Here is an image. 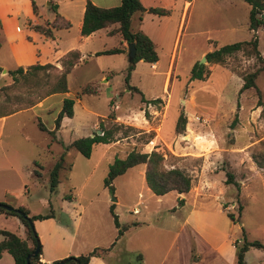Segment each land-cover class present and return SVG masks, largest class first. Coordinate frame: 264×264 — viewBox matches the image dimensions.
Returning a JSON list of instances; mask_svg holds the SVG:
<instances>
[{"label":"rangeland","instance_id":"obj_1","mask_svg":"<svg viewBox=\"0 0 264 264\" xmlns=\"http://www.w3.org/2000/svg\"><path fill=\"white\" fill-rule=\"evenodd\" d=\"M49 1L44 2V6ZM215 1L217 8L208 13L210 20L196 16L194 8L189 11L190 24L195 22L198 29L203 28L201 34L195 37L184 34L181 38L173 68L176 78L172 77L167 85V93L162 91V62L153 70L141 61L136 64L129 80V86L137 88L140 94L129 92L123 83L128 66L126 52L121 55L98 54L117 46L116 36H104L95 40L89 49L82 50V59L65 77L66 89L74 102L73 116L62 120L60 130L54 134L56 142L49 143L48 134L38 130L32 113L19 114L7 120L0 138V150L5 149L6 144L12 148L8 150L11 166L7 170L15 172L8 174L0 165V181L16 192L17 200L15 205L8 206H25L29 214L36 215L52 212L68 228L76 222L78 231L86 237H79V240H84L86 251L107 247L113 241L116 229L110 207L120 225L126 222L148 225L143 227L142 234L133 238L136 241L139 237L141 242L127 243L125 251H133L128 257L120 255L119 248V256L109 255L108 264H134L136 256L140 255L135 248L144 251L141 255L145 257L146 264L157 262L171 242L172 222H180L190 210L204 213L203 223L212 225L218 231H213L212 245L220 241L225 250H230V241L264 244V71L257 75L255 89L238 93L242 82L237 75L253 71L257 66L254 59L237 52L212 68L202 62L203 56L200 55L202 51L212 52L214 47L217 50L224 45L248 41L254 36L257 51L264 60V24L255 34L250 33L245 25L247 11L242 0ZM226 15H230L229 24L233 23L234 16L242 23L237 24L233 31H223ZM261 15L264 19V9ZM7 22L0 21V67L12 71L17 67L6 44L9 41L5 42L3 36L12 35L6 30ZM211 23L214 28H219L214 33ZM16 24L22 28L21 18ZM59 33H68L62 39L68 40L74 36L75 29ZM21 37L18 36V45L25 41ZM18 45H14L16 52ZM92 50H96L95 54L91 53ZM199 63L204 66L203 72L205 69L209 72L202 80H190L191 68ZM6 73H0V113L4 114L41 100L56 72L47 69L23 75L9 76ZM87 85L93 86L96 93L75 99L80 89ZM142 97L162 100L150 103L151 108H148ZM254 110H257L255 115L252 114ZM111 114L114 119L110 118ZM180 114L185 118V125L183 131L176 134L174 125ZM38 116L42 125H51L49 115L43 113ZM93 124H96L95 130ZM100 129L111 131V140L102 149L96 145L88 158L72 149L65 151V147L76 139L89 137L94 132L100 135ZM24 136L29 139L28 142L22 141ZM246 145H250L247 152L236 149H243ZM130 151L160 154L164 169L177 168L190 177L193 194L204 186L200 177L202 168L207 173H218L208 176L209 184L199 197L185 196L183 210L177 211L176 206L180 205L175 201L173 192L166 194L161 202H155L157 198L151 196L144 183L142 165L116 177L111 182L112 192L103 186L107 166L114 158H123ZM100 154H103V159L99 158ZM60 156L62 166L57 175L58 184L50 192L48 171ZM26 168L35 170L40 176L32 177ZM226 175L231 177L230 184H225ZM70 197L73 198L71 203L68 200ZM89 199L92 201L87 204ZM111 199L115 202H110ZM43 202L49 206H43ZM173 206V219H165ZM134 209L138 215L131 214ZM226 213L233 216L234 222L229 221ZM191 222H194L192 215L189 216V224ZM19 224L14 216H7L5 221L0 217V229L10 233ZM34 232L37 239L42 235L38 225H34ZM154 235L155 239L152 238ZM145 241H152L154 247L147 245L149 242L147 247L142 246ZM180 245L178 242L180 258L184 255L187 261L196 257L194 263L220 264L213 250L199 242L187 254ZM169 254L176 255V251L172 250ZM244 254L247 264H256L262 251L248 248ZM8 261L11 258L5 254L0 264H8Z\"/></svg>","mask_w":264,"mask_h":264},{"label":"crops","instance_id":"obj_2","mask_svg":"<svg viewBox=\"0 0 264 264\" xmlns=\"http://www.w3.org/2000/svg\"><path fill=\"white\" fill-rule=\"evenodd\" d=\"M46 1L48 2V0H0V21L2 22L4 20L8 21L7 26L5 27H7L6 30H8V34H12L11 36L5 34L3 36L5 42L7 40L9 41L8 43L6 42V44L10 50L11 59L12 61H14L16 67H22L24 69L34 64H38V65L50 64L54 66L57 70H60L59 61L66 53H68L69 51H77L80 56L78 61L79 63L80 60L82 59V50L85 48L89 49L91 45L94 42H96L95 40H100L104 36H108V37L116 36L118 42H117V46L114 48L123 49L124 52L127 53L126 51L127 44L121 40L119 34H113V35L107 34V32L110 29L116 26H111L108 28L97 30L86 37H81L79 34L84 5L86 1H89L92 5L99 8H112L118 6L121 0H50L49 4L44 6L43 3ZM138 2L140 6L146 11L142 13L139 22H137V15H133L130 21V30L140 31L154 45V50L156 53L157 60L155 63L148 65L150 69L155 70L159 65H161L162 62L161 69L164 70L162 74L163 76L162 91L164 93H167L166 92L167 85L170 84L172 77L173 79L176 78V73L173 72V68H174L175 54L177 51V47L181 41V38H183L184 34L187 37H195L198 34H201L203 28L201 27L198 29L197 24L195 22L193 24H190L191 15L189 14V11L191 10L192 12V8H194L195 15L196 16L200 15L201 18L206 17L205 19L206 21V20H210L208 17V13H212V10L217 8V4L215 0H138ZM32 6L34 7L35 12L32 11ZM50 6L54 7L55 10L50 9ZM245 6L246 7H244L245 8L244 10L247 11L246 13L248 18L249 6L246 3ZM148 9H159L166 13L162 15L153 14L147 12ZM54 15H58L62 17L65 21H67L70 24V27L68 29L52 30V39H45L42 35L31 30L30 28L31 25H35V24L50 25L53 21ZM19 18H21L22 28H19L16 24ZM223 19H224V23L222 24V26L224 27L223 31H233L236 28L237 24L240 25V23H242L241 21L237 20L235 16L233 17V23L231 24H229L228 22L230 19V15H226ZM211 20L214 19L211 18ZM245 25L247 26V21ZM210 26L212 27L211 30L213 31V33L219 29V28H214L215 25L213 23H211ZM71 28L75 29L74 36L72 38H69L68 40L63 41L62 39L66 38L68 33L66 35H60L59 32L61 31L66 32ZM2 31L4 33V29ZM205 32H208V30H206ZM253 34H255V32ZM18 36H22L21 40L22 39L25 40L22 41V43H20L19 45L17 44ZM14 45H18L17 52L15 51ZM108 49H112V48H108ZM208 49L210 48L208 47ZM106 50L107 49L103 51ZM95 51L96 50H92L91 53L95 54ZM208 52L202 51L200 55L204 57L205 54ZM121 54L122 53L112 54V55H121ZM139 62L140 61L134 64L133 69L129 74L128 84H129V80L131 79V76L135 72V66ZM77 64L73 66L70 72L76 67ZM210 65L212 66V68L217 67V64H210ZM211 66L208 68H211ZM3 71L7 72L6 69L0 67L1 74H5V72ZM64 98H71L68 91L63 94L56 93L45 96L41 100L37 101L31 107L23 108V109L21 108L13 112H10V114L6 116L0 117V138L3 134L4 125L7 120L19 114L28 113V112L32 113L34 121L36 122L39 121L38 120L39 114L46 113L47 115H49L51 119V125L49 127H46L41 124L46 130L41 132L47 134V132L52 131L53 121L55 119L56 114L60 110L61 102ZM141 99L142 101H146L144 104H148L147 106L150 105L149 103H147L148 101L154 100V98L144 99L143 97ZM159 99L162 100V98ZM114 107H116L117 110L118 106L115 105ZM256 112L257 110H254L252 111V114L255 115ZM72 116H73V112H72ZM63 119L64 118L61 119L57 131L60 130L61 122ZM93 128L94 130L96 129V124L95 125L93 124ZM47 136L50 140L49 143L56 142L55 135H54V140H51L49 135ZM89 137H91V135ZM21 139L24 142L29 141V139L26 136L21 137ZM96 145H100L98 146V148L100 149H102V147L105 146V144H94L91 147L92 151L94 150ZM249 146L250 145L248 146L246 145L243 147V149L242 148L241 149L236 148V149L237 150L239 149L242 152L244 151L247 152ZM11 149L12 148L7 146L6 144L5 149L1 148L0 150V165L4 166L3 169L5 170V172H8V174L10 172L12 173L15 172V171L13 172L12 169L7 170L11 166V163H9L10 155L8 154V150ZM92 151H90V153H92ZM102 155L103 154L99 155L100 159H103ZM202 166L204 167V164ZM26 171L28 172L29 168H26ZM33 171L35 170L32 169L31 171H29L30 174H32V177L38 178L33 175ZM208 173L205 171V169L202 168L200 177H202L204 186L195 194L192 193L191 188L186 194H176L175 192H173L174 193L173 197L175 198V201L177 200L182 201V204L179 207L176 206L177 211L181 209L183 210V206H184L183 203L185 201L184 200L185 196L192 195V197H199L200 194L206 189V186L209 184L208 176H214L218 172L215 173L208 172ZM152 195L153 194L151 193V196ZM164 196H166V194L159 197L154 196L155 198H157L155 199V202L156 203L161 202L160 200H163L162 198ZM68 200L70 203L73 202L72 197L68 198ZM91 201L92 200L89 199L87 204L90 203ZM0 203L5 205H15V203H17L16 192L12 189H9L6 186V184L1 181H0ZM44 203L45 202H43V206L45 207L49 206L48 203L45 204ZM16 207H23L27 210L25 206L18 205ZM80 208L81 210L84 209V207L82 206ZM174 209H175L174 206L169 208L170 213L165 215L166 216L165 219H171V220L173 219V215L175 212L172 211ZM29 215L34 216L36 214H29ZM191 215L194 222H191L189 224V216ZM0 217H2L3 221H5L7 216L5 217L3 214H0ZM54 217L55 216L52 214L51 218H47L44 220H37L32 223L33 229H34V225H38L42 233V235L38 236L39 240L37 239L40 245V256H39L40 264H52L67 257H77L79 255H83L88 252L83 248L84 240L83 241H81V239L79 240L80 236L82 237V239L83 238L85 239L86 237L82 236L83 233H80L78 231L77 223L74 222V224L69 226L68 228V226L63 222H59L61 220H58V218L56 217L54 218ZM78 218H80V216H78ZM204 220H205L204 213H198L195 212L194 210H190L189 212H187V214H185V216L182 218L180 222L179 221L172 222L170 228L172 229L171 242L167 246V249L165 250L163 255L159 257V259H157L158 260L157 262L154 261L153 264H198V263H194V261L197 259L196 257L193 259H188V261L186 260V258H184V255L180 258L179 254L177 253L178 242L181 243L180 246H183L182 248L184 249V251H186V254L187 252H192V248H196L199 242L202 244V246H205L208 249L213 250V253L216 255L218 262L220 264H235L234 247H233L234 241H230V250H225L223 247L224 244L220 241H216L213 245L210 244L211 239L213 238L212 236H214L213 231L216 232L218 231L214 229L212 225H208L206 222L203 223ZM129 224H134V226H129L127 228V230L123 233L121 238L113 244V246L105 256H103L102 258L91 257L88 261V264H108L106 263V261L109 260L110 258L109 255L113 254L114 256L115 255L117 257L119 256L117 254L118 252L117 249L119 248L121 250L120 255L123 256L126 255L128 257L130 253L133 251H125L127 243L128 242L130 243V241H132L133 243L141 242V238L139 237L136 238V241H134L133 238L136 235L142 234L141 232L144 230L143 227L147 228L146 226H148L145 225L143 222L125 223V225H129ZM0 230H4V229H0ZM13 233L19 238H21L23 236L22 225L20 224L15 225V231ZM155 235L152 237L153 239H155ZM149 236H151V234H149ZM147 242L149 241L143 242L142 246L147 247V245L150 244L149 246L154 247L152 241L149 243ZM135 249L137 250V252L140 253V255L138 254L140 256V259L137 262L135 261L134 264H146L145 257L141 255L144 251L138 250L137 248ZM172 250L176 251V255L169 254V252H171ZM5 254L7 253L1 254L0 263L2 262V258ZM169 255L170 258H168ZM244 263L247 264L245 257H244ZM8 264H13L12 259L11 261H8ZM122 264H129V262ZM256 264H264V251H262V255L258 256Z\"/></svg>","mask_w":264,"mask_h":264},{"label":"trees","instance_id":"obj_3","mask_svg":"<svg viewBox=\"0 0 264 264\" xmlns=\"http://www.w3.org/2000/svg\"><path fill=\"white\" fill-rule=\"evenodd\" d=\"M248 6V18H247V30L249 32H256L264 24V19L261 18L262 11L264 9V0H243ZM50 9L55 10L54 7L50 6ZM32 11L35 12L34 7L32 6ZM138 0H121L119 5L112 8H99L92 5L89 1L85 2L82 21L80 26L79 34L81 37H86L89 34L111 26H116L110 29L107 34H119L122 41L126 44H133L135 54L134 58L128 61V66L124 73V87L133 93H139L138 90L134 87L129 86L128 79L133 66L138 61H142L147 64H153L156 62L157 57L154 50V45L147 39L140 31H131L130 30V21L133 15H137V22H139L140 17L143 12H145ZM147 12L162 15L166 12L159 9H148ZM70 24L65 21L62 17L54 15L52 23L49 24H35L31 25V30L42 35L45 39H52V30L57 29H68ZM241 52V54L246 58L254 59L256 67L253 71L247 73H239L237 75L241 80V86L238 90V93H241L248 89H255L254 81L257 75L260 72L264 71V60L259 55L257 51V41L254 38H250L248 41L232 43L224 45L217 50L206 53L204 56L206 64H222L226 57L230 55ZM124 53L123 49L112 48L98 54L112 55ZM79 53L77 51H69L66 53L59 61L60 70H57L54 66L50 64L38 65L34 64L26 68L17 67L12 71H7V75L12 76L14 74L23 75L26 72L34 73L38 71H43L47 69H52L55 71L53 75V81L49 85L48 89L44 92V97L51 94H63L66 93V81L65 77L70 72L75 64L79 61ZM204 66L194 65L190 70V80H202L208 71H204ZM204 76V77H203ZM5 88V87H4ZM95 88L93 86H84L80 89L79 93L75 96V99H78L81 95H93L95 94ZM257 95L259 94L256 90ZM37 102V101H36ZM34 103H27L25 108L31 107ZM159 99H154L148 101L147 103L156 104L159 103ZM72 106L73 99L64 98L61 102V107L58 113L55 116L53 121V130L47 132L51 140H54V132L59 128V123L62 118H71L72 117ZM23 109V108H22ZM13 112V111H12ZM10 113H0V117L6 116ZM111 119H114V116L110 115ZM185 125V118L183 115H178L175 125L174 132L180 134L183 131ZM37 128L40 131H46L39 121H37ZM112 132L109 130L100 129V135L95 132L91 134V137L79 138L65 147V151L72 149L80 154L84 158H88L90 155L91 147L94 144H107L110 142ZM142 165L143 166V180L147 189L154 196H163L169 192H175L176 194H186L190 189V177L183 171L177 168L164 169L163 167V158L160 154L155 152L150 153H139L130 151L123 158H114L112 162L107 166V171L103 179V186L108 188L112 192L111 182L118 176L123 175L126 170ZM36 166V164H34ZM62 166V156L53 164L51 169L48 171V186L49 191L52 192L58 184V171ZM35 177H39V174L36 171H33ZM225 184H230L231 177L226 175ZM178 205L182 204L181 200L176 201ZM2 204V203H0ZM5 205V204H3ZM8 206V205H7ZM11 211H4L0 208V214L5 216H14L16 217L23 228V238H19L13 233H10L5 230H0V256L2 253H7L13 264H26L25 258L29 256L36 246V234L34 229L30 228L28 221L33 223L37 220H44L51 218L52 213H46L44 215H34L30 216L28 211L23 207L11 208ZM110 209V215L112 217V222L114 228L116 229V235L106 248H93L83 255L77 257H67L69 260L64 264H88V261L91 257H100L102 258L107 254L111 249L113 244L121 238L123 233L127 230L129 226H134V224L129 225H120L117 222V218L113 215ZM18 211L21 215H18L14 212ZM240 210V207L238 208ZM226 217L230 222H234V218L231 214L226 213ZM34 232V236H33ZM234 246V257L235 264H245L244 263V252L248 248H256L261 251H264V244L252 241L245 242L244 240L238 242H233ZM40 245H38V252L34 257L29 258L28 264H40ZM136 262L139 261L140 256L137 255L135 258ZM56 263V262H54ZM52 263V264H54Z\"/></svg>","mask_w":264,"mask_h":264},{"label":"water","instance_id":"obj_4","mask_svg":"<svg viewBox=\"0 0 264 264\" xmlns=\"http://www.w3.org/2000/svg\"><path fill=\"white\" fill-rule=\"evenodd\" d=\"M260 17L263 18L262 15H261ZM126 51H127V53H126V55H127V60H128V61L132 60V59L134 58V54H135V50H134V46H133V44H127V45H126ZM201 60H202L203 63H205V59H204V57H202ZM199 64H200V63H199ZM200 65H201V64H200ZM3 72H5V71H3ZM110 202H115V199H111ZM0 208H1L2 210H4V211H11V210H12L11 207H9V206H7V205H3V204H0ZM14 212H15L16 214H18V215H21V214H20L18 211H16V210H14ZM27 223H28L29 227L32 229V228H33L32 223H31L30 221H28ZM33 236H34V232H33ZM38 245H39L38 240H36V246H35L34 250L32 251V253H31L29 256H27V257L25 258V262H26V264H28V260H29V258L34 257V256L37 254V252H38ZM68 260H69L68 258H65V259H62V260H60V261H57V262L54 263V264H64V263H66Z\"/></svg>","mask_w":264,"mask_h":264},{"label":"built area","instance_id":"obj_5","mask_svg":"<svg viewBox=\"0 0 264 264\" xmlns=\"http://www.w3.org/2000/svg\"><path fill=\"white\" fill-rule=\"evenodd\" d=\"M148 108H149V106H148ZM131 214H137V210L136 209L132 210Z\"/></svg>","mask_w":264,"mask_h":264}]
</instances>
